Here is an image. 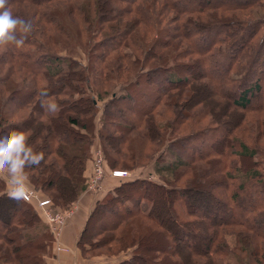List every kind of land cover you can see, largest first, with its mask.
<instances>
[{"label":"trees","instance_id":"16d2710c","mask_svg":"<svg viewBox=\"0 0 264 264\" xmlns=\"http://www.w3.org/2000/svg\"><path fill=\"white\" fill-rule=\"evenodd\" d=\"M6 6L35 25L21 48L0 46V136L25 131L44 152L39 166L25 170L30 188L60 208L74 203L96 140L106 174L151 166L146 176L116 179L95 201L78 236L84 254L114 243L128 254L116 264H217L214 257L240 249L242 264L264 263V172L254 159L262 152L234 135L240 124L219 123L213 106L203 103L207 92L186 76L194 70L207 78L231 108L264 110V0H7ZM249 6L255 17L244 19ZM201 20L215 22L197 29ZM83 49L85 63L74 56ZM192 54L190 67L175 61ZM152 83L156 88L146 89ZM41 89L60 105L58 113L41 107ZM207 115L217 127L206 125ZM253 124L264 127L254 119L244 130ZM237 162L243 176H235ZM220 186L226 194L214 191ZM7 190L0 179V263L46 264L49 228L34 202L10 199ZM206 191L200 207L192 194ZM100 209L95 234L101 236L85 241ZM139 219L162 227L158 245L151 225ZM220 230L233 246L219 240Z\"/></svg>","mask_w":264,"mask_h":264},{"label":"rangeland","instance_id":"374dc122","mask_svg":"<svg viewBox=\"0 0 264 264\" xmlns=\"http://www.w3.org/2000/svg\"><path fill=\"white\" fill-rule=\"evenodd\" d=\"M250 8L248 9V10H246V12H245V14L242 16L244 19L245 18H248V19H252V17L254 18L255 16H253V15H251V11L253 12L254 10H256L255 8H253V7H251V6H249ZM244 11V10H243ZM250 11V12H249ZM260 14L262 13V12H264V8H262V9H260ZM242 13H244V12H242ZM259 14V15H260ZM206 15V13H202V16H205ZM167 16V15H166ZM101 21V23L102 24H104V23H106L105 21H103V20H100ZM211 23V22H215V20L213 21V20H209V21H205V20H201V21H196V25H198L196 28L197 29H200L199 28V26L202 28V27H204L205 25H204V23ZM105 25V24H104ZM139 30L140 29H143V26L142 25H139L138 27H137ZM145 29H147V28H145ZM145 35H147L148 36V38H150L151 36H152V33L150 32V33H144ZM95 36H98V40H99V38H100V36L98 35V34H96V35H94V37ZM184 45L185 44H181L180 45V47H182V48H184ZM57 49V48H56ZM86 49V48H85ZM85 49H83L82 51L81 50H79V51H77V52H74L75 53V57L77 56H79L80 58V60L82 61V63H85V59H84V57H85V53H86V51L87 50H85ZM57 53H62V54H68V51H66L65 49H62V48H60V47H58V49L57 50H55ZM80 52H82V53H80ZM93 52H96V51H93ZM262 52H264V51H262ZM108 53V52H107ZM92 58H95L94 56L92 57ZM195 59H196V55L195 54H192L191 56H188V57H181V58H178L177 60H175V61H185V62H189V64H188V67H190L191 66V64H190V62L191 61H195ZM95 61H96V59H94ZM187 60V61H186ZM97 62V61H96ZM187 67V68H188ZM194 68V67H193ZM193 71V73L192 74H190V73H188V75H186V76H188V78L190 79V81H192L191 83H193V84H195V83H200L201 85H199V86H202V87H200L199 89L200 90H202L203 92H207V96L204 98V100H203V103H209V104H211L212 106H213V111H214V114L216 115V118H217V120L219 121V123L221 122V123H223V124H226V123H229V124H233V123H236V124H240L239 125V127L237 128V129H235V131L233 132V133H235L234 135H236L238 138H240V139H242L244 142H245V144H247V145H250V146H252V147H256V148H258L261 152H262V154L261 155H259V156H257L256 158H254L255 160H257V161H259L260 163H259V167H260V169H261V171L262 172H264V167H263V165H261V164H263V162H264V127H262L263 128V131H262V133H261V130H262V128L260 127L259 128V130H257L256 128H255V124H253L251 127L249 126L247 129H246V131L244 130V126L247 124V122H250L251 121V123H252V120H256L257 119V121H259V120H262L263 119V125H264V110L262 109V111H252V110H250L249 108H247V110H243V109H240V108H238V107H235V108H231V106L230 105H228L227 104V102H226V98H224V97H221L219 94H216V92H215V90H213V87H212V85L209 83V80L206 78H202V77H198L197 76V72L195 73L194 72V70H192ZM183 75V74H182ZM203 80L204 81H207V84L206 85H204L203 84ZM158 85V84H157ZM156 83L154 84V83H152L151 85H149V86H147V88L146 89H148V88H151V89H154V88H156ZM145 86V85H144ZM181 89H185V86L183 87V88H181ZM156 90V89H155ZM146 91V90H145ZM141 93V92H140ZM4 96V95H3ZM5 97V96H4ZM158 97V96H157ZM222 98V99H221ZM253 99V101H254V98H252ZM155 100H156V97H155ZM6 109H12V110H15L16 111V109H15V105L12 103V104H6ZM19 111V110H18ZM17 111V112H18ZM259 114H262V115H259ZM209 115H207L205 118H206V120H205V122L207 123L206 125L208 126V127H217V126H215V125H217V123H215L214 121H213V123H209ZM213 120V119H212ZM263 134V135H262ZM176 136H180V135H177L176 134ZM182 136V135H181ZM186 137V136H185ZM181 137H179L178 139H176V140H178V142L179 143H177V145L178 144H180L181 145V139H180ZM183 138V137H182ZM180 140V141H179ZM95 146H99L98 145V140H96L95 141ZM175 148H177V147H175ZM177 149H183V148H177ZM164 157H166V159H168L169 157H170V151H165V153H164ZM185 157H187V156H185ZM234 159H235V156H229V158H228V162L230 163V165H232V164H234ZM253 161V160H252ZM235 167V176H243V175H241L240 174V172L238 171V173H237V170H238V166H239V163L237 162V165L235 164L234 165ZM262 166V167H261ZM150 168H151V166H149ZM149 167H146L147 169H149ZM145 168V169H146ZM119 169H121V168H119ZM119 169H117V170H119ZM147 169L146 170H141V169H138V170H136V171H134L133 172V175H132V177L131 178H134L135 176H138V177H143V176H146V175H148L147 174ZM125 170H127V169H125ZM129 171H131V170H129ZM187 176H189V173H186L184 176H182V179H180L179 181H180V183L181 182H183L186 178H188ZM218 179L220 180L221 179V177L219 178L218 177ZM86 180V179H85ZM87 181L88 180H86L85 181V187H84V190L82 191V192H84V193H87L88 191H87ZM239 182V180L238 179H236L235 180V182H233V185H235L236 183H238ZM178 184V183H177ZM232 185V186H233ZM30 186V185H29ZM30 189H33L32 187L30 188ZM225 188H224V186H220V187H215V189H214V191L215 192H219L220 194L222 193V194H226L225 193V190H224ZM81 192V193H82ZM37 193H40V195L41 196H43V197H48L47 195H45L42 191H37ZM218 193V194H219ZM81 195V194H80ZM80 195H79V197H80ZM193 195V201H195L196 203H197V205L198 206H200V207H202V203H204L207 199H209L208 198V195H207V191L206 192H202V194H199L198 192H195V193H193L192 194ZM221 196V195H220ZM79 197L77 198V200L79 199ZM50 198V197H49ZM195 199V200H194ZM221 199V198H220ZM50 200H51V198H50ZM77 200L74 202V203H72V204H70V205H68V206H66V207H62V208H60L59 206H56L54 203H53V201L51 200V202H52V204L54 205V207H56L58 210H69V209H73V213L71 214V215H73L74 213H75V211H76V205H77ZM200 203V204H199ZM149 202H148V200H146V199H144L143 201H142V205H141V207H143V209L144 210H148L149 209ZM176 205H178L177 204V202H175V204L173 205V206H175V208L177 209V207H176ZM102 209H100V210H98V213H97V215H96V217L94 218V219H92V221H91V223H90V226L87 228V230L85 231V233H84V236H83V238H85V241H88V242H91L92 240H95V239H97V238H99V236H101V234L100 235H98V234H95L96 233V231H97V229H99V223L98 222H96V218H98L99 217V215H101L100 214V211H101ZM173 210H174V208H173ZM37 212H38V210H37ZM39 213V212H38ZM164 213V215L167 213V212H163ZM40 215V214H39ZM71 215H67L66 217H65V220H64V223H65V221H66V219L68 218V217H70ZM41 217V216H40ZM43 220V218H41V221ZM139 221L143 224V225H151V227L153 228V231H152V234H154L155 236V239H156V245H158V239L159 240H163L164 239V237L165 236H162V233H164L163 231H162V227H160V226H158L157 225V223L155 222V221H151V220H146V219H139ZM64 223H63V226H64ZM123 225H125V223H123L122 225H121V227L119 228V230L117 231V232H120L121 230H123L124 228H126V227H124ZM48 226V225H47ZM123 227V228H122ZM63 229V228H62ZM116 232V233H117ZM61 233V232H60ZM60 233H59V235H60ZM59 235L57 236V237H53L52 235H51V238L53 239L52 241L54 242V245H53V247H54V249L56 250V251H61V250H58V247L59 248H61V249H63L62 251L64 252V251H67L68 249H69V247L68 246H65V245H60L59 244V241H58V237H59ZM219 240H221L222 239V237L223 238H225L226 239V241L228 242V246H233V241H234V239L233 238H231V236L229 235V236H225L224 234H223V232L220 230V232H219ZM167 242H171V243H173V240H170V236H167ZM49 249H50V246L48 247V248H46V250H45V253H48V251H49ZM116 250V248H115V245H114V243H111V244H107L106 246H103V247H100V248H97L96 250H95V253L96 254H92V255H90V253H87V254H84L83 253V255H85L86 257H93V255H100V256H113V255H119V254H121V252L122 251H115ZM109 251H110V254H109ZM150 253H152L153 254V252L152 251H150ZM149 253V254H150ZM154 253H155V251H154ZM244 253V252H243ZM241 251H240V249H238V250H236L235 252H234V256L233 257H231V256H217V257H214V259H216V260H218L217 261V264H242L241 262H239V260H236V257H237V255H244ZM1 264V263H0ZM7 264V263H6ZM245 264V263H244ZM262 264H264V263H262Z\"/></svg>","mask_w":264,"mask_h":264},{"label":"clouds","instance_id":"9594fccd","mask_svg":"<svg viewBox=\"0 0 264 264\" xmlns=\"http://www.w3.org/2000/svg\"><path fill=\"white\" fill-rule=\"evenodd\" d=\"M6 5L7 0H0V46L21 48L34 31V22L32 19L15 16ZM38 96L41 107L49 113L56 114L60 111V105L49 98L47 89H41ZM28 140L25 131L16 129L0 136V179L8 186L5 195L18 202L28 199L30 192L25 170L39 166L44 160V152L36 151Z\"/></svg>","mask_w":264,"mask_h":264},{"label":"crops","instance_id":"0c3cea01","mask_svg":"<svg viewBox=\"0 0 264 264\" xmlns=\"http://www.w3.org/2000/svg\"><path fill=\"white\" fill-rule=\"evenodd\" d=\"M91 163H87V170L85 176L90 174ZM118 180L106 174L103 178L101 189L97 193H80V197L77 200L76 211L73 215L68 217L64 223L63 229L58 237L60 245L68 246L67 251H56L53 247L54 242L52 241L48 253L44 256L46 264H116L120 257H127V253L121 252L119 255L113 256H98L93 255V257H86L83 255L81 249L77 246L78 236L85 226V221L88 214L91 212L95 201L101 198L105 191L110 189L117 183ZM8 188V186H7ZM41 196L40 193H37ZM43 197V196H41ZM43 227L48 229L47 224L44 220L41 221Z\"/></svg>","mask_w":264,"mask_h":264},{"label":"built area","instance_id":"2783aa9c","mask_svg":"<svg viewBox=\"0 0 264 264\" xmlns=\"http://www.w3.org/2000/svg\"><path fill=\"white\" fill-rule=\"evenodd\" d=\"M93 154L91 158V171L87 179V191L89 193H97L101 189L103 178L106 175V165L103 157V152L99 146L93 148ZM109 175L115 179L119 178H131L132 171L124 169H113L109 171ZM27 202H34V208L38 210L41 218H43L45 224L48 225L51 235L55 238L59 235L63 228V223L67 215L73 213V209L58 210L52 204L49 197L38 196L34 189H30ZM60 247V246H59ZM58 247V250H63Z\"/></svg>","mask_w":264,"mask_h":264}]
</instances>
